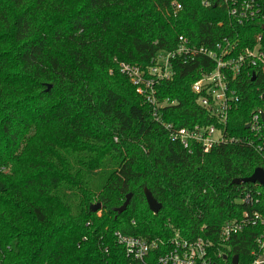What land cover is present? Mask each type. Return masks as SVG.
<instances>
[{"label": "trees", "instance_id": "trees-1", "mask_svg": "<svg viewBox=\"0 0 264 264\" xmlns=\"http://www.w3.org/2000/svg\"><path fill=\"white\" fill-rule=\"evenodd\" d=\"M210 1L0 0V264H128L117 232L216 241L227 222L264 216V188L233 183L264 170V128H247L262 108L259 79H242L233 142L189 154L120 69L149 68L181 36L206 47L236 38L240 48L264 38L262 25L232 23ZM205 63L176 64L158 85L160 101L176 102L159 111L164 124H217L192 91ZM145 190L163 206L157 215ZM261 231L245 229L229 256L249 264Z\"/></svg>", "mask_w": 264, "mask_h": 264}, {"label": "built area", "instance_id": "built-area-1", "mask_svg": "<svg viewBox=\"0 0 264 264\" xmlns=\"http://www.w3.org/2000/svg\"><path fill=\"white\" fill-rule=\"evenodd\" d=\"M221 4L232 23L240 26L259 23L263 30L264 0H221ZM204 5L210 7L212 2L204 0ZM172 6L175 12L181 10L180 5ZM197 60H204L206 63L199 69V79L192 85V91L198 97L199 106L205 109L217 124L181 129L172 124H164L159 111L174 106L176 102L169 99L160 101L158 85L174 78L176 64L188 65ZM120 69L136 87L137 93L152 107L156 121L169 131L172 141L181 144L189 154H193L195 148L209 154L222 144L233 142L227 136L226 128L231 112L241 105L240 88L243 78L259 79L257 93L262 108L254 114L248 126L254 135L258 136L263 132V35L257 37L254 46L246 48H240V41L236 38L225 37L212 47H206L197 46L181 36L178 47L158 53L149 68L121 64ZM251 199L248 195L245 202L251 204ZM249 227L262 228L254 240L255 247L250 253L249 264H264V216L257 212H248L240 220L227 222L216 241L204 238L188 240L176 235L166 243L163 240L147 241L121 232H117L115 237L118 245L125 250L128 264H232L235 256H229L231 244Z\"/></svg>", "mask_w": 264, "mask_h": 264}, {"label": "water", "instance_id": "water-1", "mask_svg": "<svg viewBox=\"0 0 264 264\" xmlns=\"http://www.w3.org/2000/svg\"><path fill=\"white\" fill-rule=\"evenodd\" d=\"M263 30H264V26H263ZM256 78H253V81H255ZM52 88V86L48 87V91ZM264 120V117H263ZM249 128V126L247 127ZM235 185H242V184H247V183H251V184H258L260 186H262L264 188V170L263 169H257L253 176H251L248 179H238L235 180L233 182ZM145 195H146V199H147V203L148 206L151 210V212H153L155 215H157L161 210H162V204L158 203L156 201V199L153 197L152 193L148 190H145ZM132 194H130L129 196H127L126 202L124 203V205L117 210L118 214H123L125 211H127L130 203H131V199H132ZM102 205L101 204H97L95 206L92 207V212H98L99 210H101ZM232 264H239V256H235L232 260Z\"/></svg>", "mask_w": 264, "mask_h": 264}]
</instances>
